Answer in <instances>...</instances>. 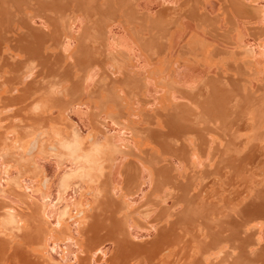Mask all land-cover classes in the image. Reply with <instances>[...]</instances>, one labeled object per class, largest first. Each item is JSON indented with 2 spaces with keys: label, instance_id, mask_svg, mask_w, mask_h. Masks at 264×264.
<instances>
[{
  "label": "bare ground",
  "instance_id": "bare-ground-1",
  "mask_svg": "<svg viewBox=\"0 0 264 264\" xmlns=\"http://www.w3.org/2000/svg\"><path fill=\"white\" fill-rule=\"evenodd\" d=\"M0 264H264V0H0Z\"/></svg>",
  "mask_w": 264,
  "mask_h": 264
}]
</instances>
